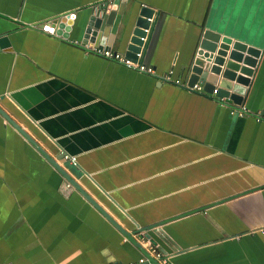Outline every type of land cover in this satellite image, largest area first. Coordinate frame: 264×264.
Segmentation results:
<instances>
[{"label":"crops","instance_id":"1","mask_svg":"<svg viewBox=\"0 0 264 264\" xmlns=\"http://www.w3.org/2000/svg\"><path fill=\"white\" fill-rule=\"evenodd\" d=\"M102 1L0 0V108L112 219L0 114V264L128 263L142 254L136 235L173 264H264V0H127L157 14L140 59L154 74L87 52L80 28L65 39L41 28ZM205 32L263 52L243 115L162 78L182 82Z\"/></svg>","mask_w":264,"mask_h":264},{"label":"water","instance_id":"2","mask_svg":"<svg viewBox=\"0 0 264 264\" xmlns=\"http://www.w3.org/2000/svg\"><path fill=\"white\" fill-rule=\"evenodd\" d=\"M126 1L127 0H105L91 7L87 17L83 21H79L75 14L70 13L56 16L48 20L41 28L64 39L68 37L72 30L80 28L83 31V39L82 41H77L80 43L88 42L107 47L108 37L113 32L114 40H116L117 43L125 44V50L121 53H123L125 57H129L133 61H136V53L142 51V55L145 54V52H143V46L149 41L156 22L155 21L153 24V17H157V14H155L154 8L146 4H140L136 8H129L126 6ZM148 18H152V22L149 21ZM146 29H148V32L145 31ZM142 38H145L146 41L143 42ZM9 46L8 34H0V49ZM109 46L111 47V45ZM262 53L260 48L248 45L241 40L233 39L227 35L205 32L202 33L197 49L189 62L182 66L179 76L182 83H186L188 86L199 83L202 85V90L207 93H212L213 89H217L215 96L220 98L225 97L229 102L234 104H241L251 85L255 67L260 61ZM0 114L29 144L58 170L65 180L71 183L74 190L78 191L90 204L112 222L108 214L76 182L68 165L59 164L57 160L50 157L49 154L1 108ZM63 155L57 159H62ZM130 240L138 246L134 238ZM150 242L152 244L157 243L155 238H151ZM139 248L142 250V254H144L145 250L141 246ZM147 257L149 258V256Z\"/></svg>","mask_w":264,"mask_h":264},{"label":"built area","instance_id":"3","mask_svg":"<svg viewBox=\"0 0 264 264\" xmlns=\"http://www.w3.org/2000/svg\"><path fill=\"white\" fill-rule=\"evenodd\" d=\"M149 21L152 22V18H148ZM148 32V29L145 30ZM143 42L146 41L145 38H142ZM74 43L76 44H82L84 49L87 52L93 53L100 55L106 59L114 60L116 62H119L120 64H123L127 67L134 68L139 72H144L147 74H154L155 73V68L152 66H148L145 63L141 62V56H142V51L136 53V61H133L129 57H125L124 54L121 52L113 50L111 47L107 46H100L98 44H92V43H80L77 40H74ZM172 71H169L165 74L162 75L163 80L167 82H173L176 85H179L189 91H198L201 92L202 90V85L199 83H195L192 86H188L186 83L180 82L179 79H173L172 78ZM217 89H213L211 94H216ZM221 100H226L225 97H221ZM247 111L246 107L242 104H235L234 107H231L230 112L231 113H238L240 115H243ZM258 112L257 114H259ZM63 160L67 161L71 165H76L77 158L74 155H68L64 154L62 157ZM63 186L67 189L73 188L71 183L65 180ZM134 241L137 242L138 244L141 245V247L145 250V253L142 254L137 260L124 263V262H112L110 264H173L171 261L170 257L166 255L164 252L158 248V245L152 244L149 240H145L142 237L140 238L138 235L134 237ZM149 256V258L147 257Z\"/></svg>","mask_w":264,"mask_h":264}]
</instances>
